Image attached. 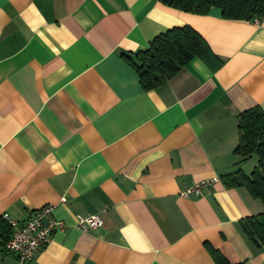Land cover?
<instances>
[{
  "label": "crops",
  "instance_id": "crops-1",
  "mask_svg": "<svg viewBox=\"0 0 264 264\" xmlns=\"http://www.w3.org/2000/svg\"><path fill=\"white\" fill-rule=\"evenodd\" d=\"M189 26L213 57L145 91L122 55ZM264 112V17L229 20L158 0H0V216L45 205L65 228L27 264H264L240 222L264 212L224 177L238 115ZM217 178L199 197L185 186ZM98 215L102 226L76 227ZM0 263L15 261L0 250Z\"/></svg>",
  "mask_w": 264,
  "mask_h": 264
},
{
  "label": "trees",
  "instance_id": "trees-1",
  "mask_svg": "<svg viewBox=\"0 0 264 264\" xmlns=\"http://www.w3.org/2000/svg\"><path fill=\"white\" fill-rule=\"evenodd\" d=\"M173 9L206 15L210 8L221 9L222 17L229 20L251 21L264 17V0H158ZM134 69L143 90L155 89L173 76L193 58L207 61L213 57L205 40L191 27L172 28L156 36L148 48L133 56L122 55ZM237 146L234 154L247 159L255 156L257 166L250 175L238 171L224 177L229 188L243 187L249 195L264 206V112L258 107L249 108L237 118ZM247 239L256 247H264V212L240 222ZM1 243L10 238L11 230L0 217ZM4 252L3 249H0ZM216 264H229L219 253L211 251Z\"/></svg>",
  "mask_w": 264,
  "mask_h": 264
},
{
  "label": "built area",
  "instance_id": "built-area-1",
  "mask_svg": "<svg viewBox=\"0 0 264 264\" xmlns=\"http://www.w3.org/2000/svg\"><path fill=\"white\" fill-rule=\"evenodd\" d=\"M217 180V178L201 180L191 186H185L178 196L184 199L192 196L199 197L203 189H210ZM0 217L11 230L10 238L4 245L1 243L0 235V249H3L4 253L15 261V264L30 262L34 255L50 242L54 232L66 227L64 222L53 216V207L50 205L33 210L23 221L14 220L7 214H2ZM102 224L98 215L76 216V227L84 232L96 230Z\"/></svg>",
  "mask_w": 264,
  "mask_h": 264
}]
</instances>
